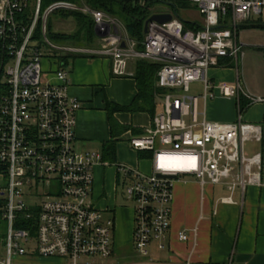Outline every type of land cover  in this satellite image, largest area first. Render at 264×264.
Returning a JSON list of instances; mask_svg holds the SVG:
<instances>
[{
	"label": "built area",
	"instance_id": "built-area-1",
	"mask_svg": "<svg viewBox=\"0 0 264 264\" xmlns=\"http://www.w3.org/2000/svg\"><path fill=\"white\" fill-rule=\"evenodd\" d=\"M162 2L195 5L201 22H187L199 28L187 29L176 10L175 14L164 12L172 14V20L163 25L150 21L140 50L118 18L88 7L79 9L93 16L102 35L101 53L113 59L114 76L131 77V62L152 61L160 65L157 87L165 91L158 97L161 109L152 126L129 140L134 151L150 157V172L113 164L126 180L125 193L133 207V252L142 259L111 262L116 256V223L106 219L92 200L94 171L104 164L103 157L75 149L82 104L70 95L69 74L61 68L43 69L44 46L70 52L47 38L49 17L57 10L78 8L57 2L42 12V0L34 4L0 0V39L8 55L3 64L8 93L0 99V199L8 231L4 242L0 241V264H39L41 259H58L59 264H162L152 261L150 249L171 254L167 241L177 181L193 177L202 190L223 184L231 193L264 186L263 159L244 152L246 142L263 140L264 130L243 121L240 105L242 100L248 106L264 103V98L252 95L240 74L236 83L209 78L210 69L224 60L239 68L245 55L239 32L254 16L264 26V0ZM29 7L33 16L24 24L23 14ZM40 21L41 42L35 39ZM196 82L203 85V93L189 95ZM217 98L238 101L236 122L207 120L208 104ZM219 203L234 204L231 196ZM197 235L196 227L177 236L181 243L192 242L194 251Z\"/></svg>",
	"mask_w": 264,
	"mask_h": 264
},
{
	"label": "crops",
	"instance_id": "crops-1",
	"mask_svg": "<svg viewBox=\"0 0 264 264\" xmlns=\"http://www.w3.org/2000/svg\"><path fill=\"white\" fill-rule=\"evenodd\" d=\"M95 43L92 46L55 44L70 49V52L55 50L43 60L47 61L45 72L61 68L69 74L70 95L78 98L82 104L77 114L75 149L85 153L97 152L103 157L104 146L109 142L115 145L114 161L103 160L104 164L96 167L92 187L94 206L104 214H115L112 207L114 196L118 195L122 180L124 184L126 180L118 174L113 164L126 163L150 172V157L134 151L129 140L145 134L161 107L157 98L154 116L143 111L115 112L113 106L129 107L138 94L134 78L135 61L128 67L133 76L118 78L112 73L113 59L101 53L103 43L100 36H97ZM238 69L235 64L224 60L219 67L210 69L209 78L214 82L236 83L240 74L243 83V73ZM245 86L252 95L264 98V83L262 86ZM240 105L243 121L259 125L264 130V103L248 106L247 101L242 100ZM239 111L237 100L217 98L208 104L206 115L209 122L234 123L238 120ZM244 152L247 157L261 156L264 174V137L261 142H246ZM239 169L236 165V173ZM174 191L172 228L167 241L171 262L190 260L197 264H264V186H249L245 191L238 188L234 193L223 184L207 185L202 190L198 180L185 177L176 182ZM229 196L234 204L219 203L220 199ZM129 216L132 240L133 208ZM112 219L115 221L114 217ZM196 227L198 241L192 251L193 243H181L177 235Z\"/></svg>",
	"mask_w": 264,
	"mask_h": 264
},
{
	"label": "trees",
	"instance_id": "trees-1",
	"mask_svg": "<svg viewBox=\"0 0 264 264\" xmlns=\"http://www.w3.org/2000/svg\"><path fill=\"white\" fill-rule=\"evenodd\" d=\"M37 0H29L30 4H34ZM57 2H65L69 4H74L78 10H57L54 12L52 16L54 18H58L61 22L65 23L68 21H73L74 30L71 33L56 32L53 28V23L51 21V17H49L46 29H47V38L53 44L60 45H68V46H92L96 44L97 36H96V28L94 18L91 14H85L79 9L89 8L94 11L105 12L115 18L120 14L125 15L128 19V22L122 24L126 27L128 37L133 41L137 42V49L140 50L143 48V41L145 37V24L147 22V9L141 13V9L138 6V2L136 0H42L41 11L43 12L46 8L51 6L52 4H56ZM174 10L177 9L178 6L181 8H187L189 6L186 2H177L175 4H170ZM33 8L29 7L27 11L23 14V22L24 24L30 23L32 18ZM184 26L187 29H198L189 22L184 20ZM37 32L35 35V39L39 42L43 40V30H42V21L39 22L37 26ZM7 53L2 45V41L0 39V99L8 93V87L4 80L3 64L7 62ZM134 78L136 79L138 94L135 97L133 104L129 107L122 106H113L115 112L126 111L130 113H135L137 111H143L148 114L154 116L157 110V102L156 99L163 95L165 91L161 90L157 87L158 76L160 65L145 60H136L134 65ZM105 152L103 155V160L113 162L114 156L116 153L115 145L112 142L107 143L105 146ZM3 199H0V218L3 217Z\"/></svg>",
	"mask_w": 264,
	"mask_h": 264
},
{
	"label": "rangeland",
	"instance_id": "rangeland-1",
	"mask_svg": "<svg viewBox=\"0 0 264 264\" xmlns=\"http://www.w3.org/2000/svg\"><path fill=\"white\" fill-rule=\"evenodd\" d=\"M163 0H136L138 6L141 9V13L147 9V18H151L154 15L162 14L164 12L174 13V8L167 3L162 2ZM187 8H181L180 6L176 9V15H178L182 20H189L191 22L197 21L201 22V16L196 6L188 3ZM120 20L125 23L128 19L125 15L120 14L118 16ZM117 19V18H116ZM147 19V21H148ZM260 19L254 16L249 25H246L239 32L240 43L245 45L244 57L241 58L239 63V68L243 73V84L245 83L248 87L262 86L264 83V26L258 23ZM53 23V28L56 32H73L74 23L73 21L61 22L58 18L51 17ZM53 52L48 46H44L42 49L43 58H49ZM47 61L43 60V68L46 69ZM4 82V80H3ZM203 93V85L200 83H194L191 85V90L189 95L195 96ZM148 165L146 166V168ZM118 195L114 196L112 207L115 208L114 213L104 214L106 219H112L114 217L116 228L114 231V243H115V258H111V262H124L132 261L135 259H142V257L133 252V242L129 235V215L132 210V203L128 199L127 193H125V184L122 180L121 185L117 191ZM8 231L7 222L1 217L0 218V241L4 242ZM150 258L155 263L169 264L170 262V252L163 251L160 252L153 247L150 249ZM39 264H59L58 259H41Z\"/></svg>",
	"mask_w": 264,
	"mask_h": 264
},
{
	"label": "water",
	"instance_id": "water-1",
	"mask_svg": "<svg viewBox=\"0 0 264 264\" xmlns=\"http://www.w3.org/2000/svg\"><path fill=\"white\" fill-rule=\"evenodd\" d=\"M172 18H173L172 14H157V15L152 16L151 18L148 19V21L145 24V27H146L145 32L147 31V28H148L147 25L150 21H155L163 25L164 23L170 22ZM96 34L97 36L102 37V35L99 33L97 28H96ZM123 47H125V44H123Z\"/></svg>",
	"mask_w": 264,
	"mask_h": 264
}]
</instances>
